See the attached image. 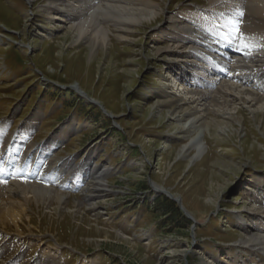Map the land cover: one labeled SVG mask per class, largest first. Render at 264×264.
I'll use <instances>...</instances> for the list:
<instances>
[{
  "label": "rangeland",
  "instance_id": "374dc122",
  "mask_svg": "<svg viewBox=\"0 0 264 264\" xmlns=\"http://www.w3.org/2000/svg\"><path fill=\"white\" fill-rule=\"evenodd\" d=\"M34 1L0 0V158L14 150L13 168L39 142L56 143L41 155L35 174L19 176V181L54 187L85 206L84 195L89 193L80 194L85 179L78 189L69 190L35 176L55 172L65 159L71 161L64 166L67 171L89 160L98 169L107 167L110 188L91 198L98 207L94 211L65 214L28 206L30 220L0 227L2 240H12L9 251L0 253V264L53 259L56 264H239L238 255L246 264H264L260 252L242 243L253 227H242L236 218L254 219V211L239 207L253 204L245 194L259 195L254 184L264 179V105L256 120L238 101L223 108L209 106L234 116L240 108L241 123L224 120L213 125L210 134L202 136L204 157L186 167L189 158L178 150L188 141L186 131L194 134V129L187 123L181 128L170 119L171 113L165 114L166 108H151L154 93L164 90L173 100L185 95V87L198 90L193 82L197 77L212 83L206 91L227 78L221 72H200L206 64L196 66L198 57L184 47L157 54L155 48L164 41L142 29L114 39L107 50L89 58L88 42L69 45L72 34L65 28L66 19L42 18V0ZM184 1L166 3L175 9ZM189 2L185 4L205 3ZM174 54L184 59L173 62ZM174 65L186 68V73L177 74ZM253 82L251 78L231 84L264 95V88ZM192 90L187 99L195 101ZM63 176L68 178L66 171ZM163 197L174 209L162 205Z\"/></svg>",
  "mask_w": 264,
  "mask_h": 264
},
{
  "label": "bare ground",
  "instance_id": "6f19581e",
  "mask_svg": "<svg viewBox=\"0 0 264 264\" xmlns=\"http://www.w3.org/2000/svg\"><path fill=\"white\" fill-rule=\"evenodd\" d=\"M166 1L42 0L38 4V12H41L43 14L41 17L45 19L57 15L62 19L65 18L67 23L65 28L69 34H72L69 45L88 42L87 54L89 58H92L98 50H104L107 46H110L114 39L121 40L130 37L129 35L142 29L144 34L155 36V38L164 41L163 46L155 48L157 54L160 52L161 55H164L172 48L181 47L182 49L184 47L185 50L190 51L187 54H190L191 57H198L194 63L196 66L202 65L200 61L206 64L202 65L203 68L200 72L212 71L217 75L221 72L228 81L231 80V83L233 80L244 81L245 83L252 78L255 81L253 85L264 88V0H203L205 3L200 6L197 2L187 5L185 3H190V0H185L184 3L177 4L178 6L175 9H169ZM27 2L30 4L35 3L34 0H27ZM240 12L243 13V17L238 20V13ZM29 20L30 18L26 19L27 24ZM162 20L164 21L163 24L157 27L153 26L152 29L154 23H160ZM234 22L238 23L241 28L239 34L234 31ZM39 36L44 35L39 34ZM242 42L249 44L250 47L244 49L243 53L237 52L235 49ZM180 58L184 59L182 54H174L170 60L174 62ZM174 70H179L177 74L186 73V68L182 70L175 67ZM215 79L212 78V80ZM226 81H220L217 87L206 91V88L213 87L212 83L197 77L193 82L198 90L185 87L184 89L187 91L184 92L185 95L173 100L170 94L165 93L164 90L160 89L154 93L156 94V100L151 108L153 107L159 111L166 108L165 114L171 113L170 119L173 122L178 121L181 128L187 123L194 129V134H191V131H186L188 141L182 144L178 150V155L189 158L186 167L189 164L194 166L197 161L204 157L206 146L202 136L210 134V128L213 125L224 120H236V122L241 123L240 108L236 110L234 116L223 109H209V106L223 108L238 101L241 107H246L250 113H254V120L257 119L258 114H261L260 110H263V94H256L251 87L237 89V86L235 87L230 82L226 83ZM178 85L180 86V82ZM178 85L176 90L179 88ZM198 87H200V90ZM190 90L196 96L195 101H190V98L187 99ZM192 102H195V104L192 105ZM20 139H23V137H20ZM42 144H38L33 149L30 154L31 157L25 158L23 162L18 161L19 163L14 165L13 168L10 166V159L15 157L14 150L4 151L0 158V180L3 181L0 182V227L2 228L12 225L18 226V223L23 222L24 218L30 220L28 214L26 215L28 206L32 210L35 208L41 211L50 209V212L59 210L58 212L62 213L65 211V214L66 212L77 214L80 210L84 211V209L94 211L98 207L97 204L91 201V198L95 196V193L108 191L110 188L106 181L109 172L107 167L98 169L91 166L89 160L79 166H70V169H68L71 171H67L64 166L71 163V161L65 159L55 167V172L54 170L52 172L48 171L44 173L45 175H41L42 172L40 175L37 173L35 176L58 183L69 190L76 187L78 189V183L85 179V187L80 190L81 195H84L87 191L89 193L84 195L87 202H85L87 204L85 206H82L76 198L75 200L61 193L62 191L54 190L53 186L52 189H49L48 187L45 188L46 186L41 187L33 183L29 184L30 182L19 181V176L29 173L35 174L34 170L39 166L41 155L49 151L56 143H53L52 146L50 144L42 146ZM7 161L8 163H6ZM32 162L33 166H31ZM76 170L78 173H76ZM65 171L68 176L67 179L64 176V179L62 177ZM42 184L44 183L42 182ZM156 187L159 188V186ZM254 188L257 189L259 195L255 196L245 192L247 194H245L246 199L253 204H249L248 207L243 204L239 207L244 211H254V219L248 222L246 218H243L245 216H237L236 218L242 227H253L251 236L243 240V246L260 252L264 256V179H257ZM163 191L165 190L158 189V192ZM228 230L230 229L228 228ZM116 234L121 237L117 232ZM4 237H7V234H4ZM10 241L12 240L6 241L0 237V253L9 251ZM235 260L239 264H246L240 255H238V259L235 257ZM43 264H56V261L54 259L46 260ZM210 264H214V262Z\"/></svg>",
  "mask_w": 264,
  "mask_h": 264
},
{
  "label": "snow or ice",
  "instance_id": "6c2138e0",
  "mask_svg": "<svg viewBox=\"0 0 264 264\" xmlns=\"http://www.w3.org/2000/svg\"><path fill=\"white\" fill-rule=\"evenodd\" d=\"M242 17H243V13L242 12H240V13H238V17H237V19L239 20V19H242ZM233 28H234V31L237 33V34H239V24L238 23H236V22H234L233 23ZM250 47V45L249 44H247V43H243L242 42V44L241 45H238L237 46V48L235 49L237 52H241V53H243V51H244V49H247V48H249ZM22 179H26V177H21ZM0 182H3L2 180H0Z\"/></svg>",
  "mask_w": 264,
  "mask_h": 264
},
{
  "label": "trees",
  "instance_id": "16d2710c",
  "mask_svg": "<svg viewBox=\"0 0 264 264\" xmlns=\"http://www.w3.org/2000/svg\"><path fill=\"white\" fill-rule=\"evenodd\" d=\"M162 205L163 206H167L168 205L169 206V209H171V208L174 209V203L171 200H169L168 198H166V197H163Z\"/></svg>",
  "mask_w": 264,
  "mask_h": 264
},
{
  "label": "water",
  "instance_id": "95a60500",
  "mask_svg": "<svg viewBox=\"0 0 264 264\" xmlns=\"http://www.w3.org/2000/svg\"><path fill=\"white\" fill-rule=\"evenodd\" d=\"M166 195H167L169 198H171L172 200L178 202V200H177L176 198H173V196H171L169 193H166Z\"/></svg>",
  "mask_w": 264,
  "mask_h": 264
}]
</instances>
